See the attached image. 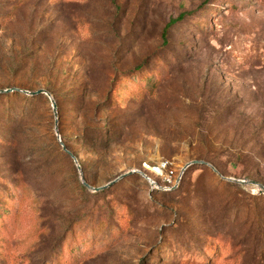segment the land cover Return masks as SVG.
<instances>
[{"label": "rangeland", "instance_id": "obj_1", "mask_svg": "<svg viewBox=\"0 0 264 264\" xmlns=\"http://www.w3.org/2000/svg\"><path fill=\"white\" fill-rule=\"evenodd\" d=\"M0 264H264V0H0Z\"/></svg>", "mask_w": 264, "mask_h": 264}, {"label": "trees", "instance_id": "obj_2", "mask_svg": "<svg viewBox=\"0 0 264 264\" xmlns=\"http://www.w3.org/2000/svg\"><path fill=\"white\" fill-rule=\"evenodd\" d=\"M186 16V14H183V15H181L177 20H172L167 26H166V28H165V31H164V35H166L167 34V32H168V30L170 29V27L171 26H173L175 23H177V22H180L184 17ZM153 79V80H152ZM152 79H149L150 81L147 83V84H145V85H143L142 86V88H143V91H148V92H152V90L155 88V86H156V81H155V79L154 78H152Z\"/></svg>", "mask_w": 264, "mask_h": 264}, {"label": "built area", "instance_id": "obj_3", "mask_svg": "<svg viewBox=\"0 0 264 264\" xmlns=\"http://www.w3.org/2000/svg\"><path fill=\"white\" fill-rule=\"evenodd\" d=\"M167 164L165 163L164 166H162V168H166ZM153 184H156V181L152 180Z\"/></svg>", "mask_w": 264, "mask_h": 264}, {"label": "water", "instance_id": "obj_4", "mask_svg": "<svg viewBox=\"0 0 264 264\" xmlns=\"http://www.w3.org/2000/svg\"><path fill=\"white\" fill-rule=\"evenodd\" d=\"M40 93H43V91H40ZM242 183H245V182H242Z\"/></svg>", "mask_w": 264, "mask_h": 264}]
</instances>
